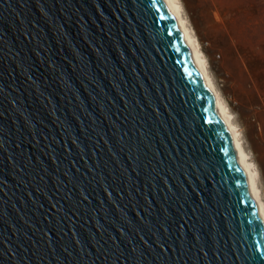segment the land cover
Masks as SVG:
<instances>
[{"label": "water", "instance_id": "obj_1", "mask_svg": "<svg viewBox=\"0 0 264 264\" xmlns=\"http://www.w3.org/2000/svg\"><path fill=\"white\" fill-rule=\"evenodd\" d=\"M227 120L167 0H0V264H264Z\"/></svg>", "mask_w": 264, "mask_h": 264}, {"label": "rangeland", "instance_id": "obj_2", "mask_svg": "<svg viewBox=\"0 0 264 264\" xmlns=\"http://www.w3.org/2000/svg\"><path fill=\"white\" fill-rule=\"evenodd\" d=\"M181 1L257 163L264 197V0Z\"/></svg>", "mask_w": 264, "mask_h": 264}, {"label": "bare ground", "instance_id": "obj_3", "mask_svg": "<svg viewBox=\"0 0 264 264\" xmlns=\"http://www.w3.org/2000/svg\"><path fill=\"white\" fill-rule=\"evenodd\" d=\"M167 2L184 32L190 52L193 55L196 65L207 85V88L209 89L213 100L215 101L218 107L220 114L226 119H229L226 121V127L234 141L235 146L238 148L248 165L249 173L253 179L254 196L261 209L262 222L264 224V197L263 190L260 185V172L257 167V163L253 160V158L250 156V153L247 151L242 138L241 129L235 121L234 114L225 99L223 98L222 94L217 88L216 83L214 82L211 76L207 57L204 54L197 34L189 23V20L185 14V9L182 1L167 0ZM244 81L247 82L248 80L244 78Z\"/></svg>", "mask_w": 264, "mask_h": 264}]
</instances>
